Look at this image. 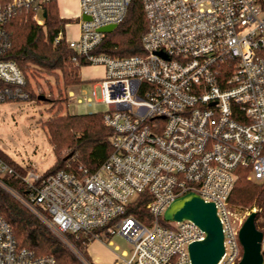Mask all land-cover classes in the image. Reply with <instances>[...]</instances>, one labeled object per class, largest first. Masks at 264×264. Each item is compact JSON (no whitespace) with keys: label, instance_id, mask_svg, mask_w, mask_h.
I'll use <instances>...</instances> for the list:
<instances>
[{"label":"built area","instance_id":"1","mask_svg":"<svg viewBox=\"0 0 264 264\" xmlns=\"http://www.w3.org/2000/svg\"><path fill=\"white\" fill-rule=\"evenodd\" d=\"M48 1L0 0V102L30 98L23 70L5 55L12 46L5 24L21 8L44 24ZM132 1L79 0L78 35L70 36L66 23L55 38L85 58L82 68L104 67L100 78L88 80H98L91 91L80 87L72 97L109 105L103 113L112 130L108 156L93 171L79 166L39 173L21 165L27 167L21 173L0 155V187L84 264L92 263L69 235L89 242L124 236L133 244L131 256L122 258L126 264H191L189 244L203 240L205 231L189 219L166 220L164 211L193 191L215 203L222 223L224 252L217 264H237L245 217L229 205L237 169L264 180V0H142L148 22L142 52H97L107 33L100 28L120 24ZM10 175L24 191L9 183ZM139 204L147 221L131 214ZM0 264L59 263L20 246L0 213Z\"/></svg>","mask_w":264,"mask_h":264},{"label":"trees","instance_id":"2","mask_svg":"<svg viewBox=\"0 0 264 264\" xmlns=\"http://www.w3.org/2000/svg\"><path fill=\"white\" fill-rule=\"evenodd\" d=\"M43 12L44 24L33 20V10L27 8H21L15 17L6 22L5 28L12 42L6 57L14 60L23 72L29 64L37 65L51 75L60 72L66 87L81 83V69L88 62L65 39L55 40L59 31L69 22L68 19L60 16L57 0L44 3ZM147 27L142 0H133L125 19L106 33L103 43L96 51L115 56L141 53V38ZM73 56L76 60H73ZM26 90L31 95L28 81ZM36 98L39 99L40 96L36 95ZM46 126L57 160L45 173L58 169L74 170L79 166L93 171L110 153L112 130L105 125L101 113L57 114L47 120ZM64 149L66 154L62 156ZM0 155L8 160L1 149ZM13 165L21 173L27 170V167ZM237 170L239 177L229 201L240 207L255 208V225L263 230L264 180L249 179V168L239 167ZM7 180L13 187L24 191L25 186L16 176H7ZM0 213L10 222L20 246L30 248L38 255L52 254L59 264H83L46 224L2 187ZM131 214L144 221L149 219L147 209L141 204L134 207ZM69 238L90 260L87 252L90 242L85 237L73 234Z\"/></svg>","mask_w":264,"mask_h":264},{"label":"rangeland","instance_id":"3","mask_svg":"<svg viewBox=\"0 0 264 264\" xmlns=\"http://www.w3.org/2000/svg\"><path fill=\"white\" fill-rule=\"evenodd\" d=\"M68 21L75 23L80 18L74 17ZM69 34L78 35V27H69ZM91 68L81 70V83L66 87L60 72L51 75L37 65H27L24 74L32 92L30 99L0 102V149L8 161L32 167L39 173L46 172L57 160L46 126L47 120L57 114H103L109 109L105 102L78 103L76 97H72L79 93L80 87L91 91L93 83L98 82L82 77L90 73L93 70ZM36 95L40 98H36ZM101 99V88L97 85L96 100ZM65 154L64 149L61 155ZM229 205L234 212L245 216L244 220L254 210L234 205L231 201ZM132 250L133 244L124 236L116 234L111 238L90 241L87 252L92 264H126L122 258L128 259ZM75 255L79 258L76 253Z\"/></svg>","mask_w":264,"mask_h":264},{"label":"water","instance_id":"4","mask_svg":"<svg viewBox=\"0 0 264 264\" xmlns=\"http://www.w3.org/2000/svg\"><path fill=\"white\" fill-rule=\"evenodd\" d=\"M89 19L88 16H83ZM116 25H107L100 29L112 31ZM43 98V97H41ZM255 211H251L239 230V239L243 247L242 258L237 264H263L261 252L262 231L255 225ZM166 220H192L205 231V238L189 244L191 264H217L224 252V233L222 223L214 202L205 201L196 192L190 191L173 200L164 211Z\"/></svg>","mask_w":264,"mask_h":264},{"label":"crops","instance_id":"5","mask_svg":"<svg viewBox=\"0 0 264 264\" xmlns=\"http://www.w3.org/2000/svg\"><path fill=\"white\" fill-rule=\"evenodd\" d=\"M58 9H59V14L60 16L70 20L74 17L77 16V14L79 13V0H58ZM68 25V32H69V27H72L73 25L78 27V23L79 22H67ZM70 35V34H69ZM77 36V35H76ZM90 67H92L91 69H93L90 73H86L84 75H82V77L84 79H88V78H100L103 73H104V67L99 65V66H88V67H83L81 70H87L90 69Z\"/></svg>","mask_w":264,"mask_h":264}]
</instances>
